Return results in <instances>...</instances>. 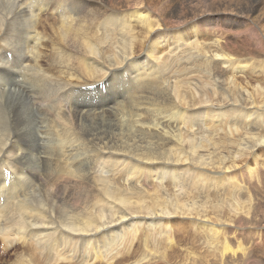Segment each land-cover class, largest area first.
Listing matches in <instances>:
<instances>
[{"label":"bare ground","instance_id":"bare-ground-1","mask_svg":"<svg viewBox=\"0 0 264 264\" xmlns=\"http://www.w3.org/2000/svg\"><path fill=\"white\" fill-rule=\"evenodd\" d=\"M45 16L61 33L55 106L120 79L141 132L95 140L69 109L60 147L102 161L70 198L35 188L25 158L44 156L7 103L22 63L38 65ZM16 33L35 52L0 51V264H264V0H0V47Z\"/></svg>","mask_w":264,"mask_h":264},{"label":"rangeland","instance_id":"rangeland-1","mask_svg":"<svg viewBox=\"0 0 264 264\" xmlns=\"http://www.w3.org/2000/svg\"><path fill=\"white\" fill-rule=\"evenodd\" d=\"M46 21H48V22H46ZM42 25L43 26L40 27V31L43 30L42 32H44V34H42L40 36L42 38V43H43L44 46L41 49L42 50L40 52L41 58H40V60L38 62V65H40V64L41 65L40 66L33 65V66H29L28 67V65H26L25 62H24V64L22 63V65H23V76L20 77L19 80H21L20 89H23V90H21L22 92H19V91L15 90L14 95H11V97L9 96L10 99L8 98L7 103H9L10 106H12V105L14 106L13 107V109L15 108L14 112H16L17 109H19L18 112H20V114L18 112L14 113V118L16 119V121H14V122L15 123L17 122L16 123V127L17 126H18V128L20 127L19 129H21L24 133L28 134L25 137V139L29 142V144H30V146L32 148H35V152L34 153L37 154V155L40 154L41 156H44V159H42V160H40L36 156H30V155L25 158L26 166L29 167L30 169H32L33 172H37L40 175L39 177L41 179L36 183L35 188L36 189L38 188L39 190H42V188H43V191L46 188L47 189V193L49 195L50 194H52V195H54V194L55 195H59L60 194V196H64L65 198H70L71 195H75V196L81 195V194L85 195L84 194V193H86V191H84L85 189H82L83 191L81 192L80 191L81 188L78 187L77 184L74 185V183H75L74 181L79 180V182H80L81 180H83V182L87 181V182L90 183V180H93L94 179V175H96L98 173V170H100V167L102 165H100L99 163L100 162L102 163V161L100 160V157H99L97 159L98 161L96 160V162L94 163V161H92L90 158H88L89 154H87V155H85V154L81 155L80 154V155L76 156V154L78 152H80V153L83 152V151H79L76 147H74L75 149L73 147H67V148H64V149L62 147H60V143L57 140L56 134L62 133L65 130L66 126H68V120L65 117H67L69 115V113H70L69 109L71 110L75 106H77L78 108H82L83 110L85 108L86 112L81 115V116H84L83 121L80 122V123H77L76 126L75 125L74 126H75V128H77V126L79 125L78 126L79 129H80V126H83L84 127L83 128L84 131L87 134L93 135L95 137V140H98L99 138H104V139L106 138L107 139L109 137H110L109 139L111 140V139H114V137H117L120 133L128 134L129 131L132 132L131 128H133L135 130L136 134H138V136H140L141 135L140 130H138V128H136V126L134 127V125L132 123V118L133 119L136 118V117L133 116L136 112H135V107H133V105H132V103H133V101H135V99H132L128 95V90L125 87L126 85H123L122 84V80L120 81V79H118L115 82H113V84L111 86H108V88L107 87L101 88L99 86H94V88L92 87L91 90L90 89L86 90L87 93H86V91L85 92L82 91L78 96H76V97L70 96L67 100L62 101L63 105L58 103L57 104L58 107L55 106V101L57 102L59 99L63 98L62 96H63V94L65 92V91H63L64 89L63 90L62 89L61 90L60 89L57 90V85H58L57 80H58L59 72L55 71V70L57 69L56 64L59 62L60 58L57 60V57H59V55L57 54L55 49H53L55 43L60 42L61 33L58 30V27H59L58 21L56 19H53L52 17L45 16V19L42 21ZM16 35H17V33H16ZM18 38H19L18 35L17 36H13V40L12 39L8 40L9 43H10L8 46H7L6 43H3V46L0 47V51H2V53H4L6 57L13 59V61L15 63H16V61L20 60L21 54L23 53V51L24 52L27 51V52H30V53L35 52V48H34L35 40L34 39L28 44V47H27L28 49H27L26 46H25L26 44H25L23 38H22L23 44L20 41H18L19 40ZM48 38H50L51 40H53L54 38L55 39L53 41H51ZM43 39H45V40H43ZM46 39H48V40H46ZM13 41H14V43H13ZM48 44H49V46L51 48L48 46ZM10 45H11V47H10ZM14 46H15V48H14ZM18 46L20 47V49H17ZM30 46H31V48H29ZM47 46L49 47V49H48ZM9 49H11L12 51L9 50ZM18 53H20V54L18 55ZM52 55H56V56H52ZM42 58H44V59H42ZM54 58H56V59H54ZM52 63H54V64H52ZM38 67H40V68H38ZM24 68H25V70H24ZM41 72H42V75H41ZM27 75H29V76H27ZM131 75L132 76L134 75V74H132V69L129 70V72L127 74L128 77L126 76V79H129L131 77ZM24 79H26V80H24ZM37 80H39V81L41 80L40 81L41 83L39 81H37ZM52 82L54 84H52ZM33 84H34V86H33ZM24 90L26 91L25 95H24V93H25ZM37 90H39V91H37ZM41 90H43V91H41ZM150 90L154 93L153 95L151 94L152 92ZM49 91L51 92V94L48 93ZM16 92H17L18 95L16 94ZM43 92L45 94H47L48 96H50V100H46L45 95H44ZM114 92H117V94L114 95ZM148 92H149V94H147V95L150 98H152V99L153 98L157 99L156 101H158L159 99H162V97H163V95H162L161 91L158 89V87L151 88V89L148 90ZM36 93H38V94H36ZM52 93H54V94H52ZM145 93L146 92H144V94ZM157 93L160 95V97L158 96ZM16 95H17V97H16ZM13 96L15 98H17V99H15ZM157 96H158V98H157ZM42 97L46 100L45 102L43 101ZM80 97H81V99H79ZM18 99H20L21 101L18 100ZM119 99H120V101H122V104H121L120 107H118V103H117V102H120ZM49 101L51 103H49ZM24 102H25V104L26 103L29 104V108L28 109H24L25 108L24 107V105H25ZM53 103H54V105H53ZM70 105H71V107H70ZM111 105H114V106L111 107ZM96 106H98V107H96ZM99 107H100V110H99ZM31 108H32V110H31ZM48 108H50V109H48ZM103 108H105V109H103ZM151 109H152V107H151ZM87 110H88V112H87ZM37 111L40 112V113H38ZM71 113H72V110H71ZM148 113H150V116H148V118L149 117L153 118L152 115H153L154 112L149 109ZM18 115H19V117H18ZM38 116H40V117H38ZM33 121H34V126L35 127L33 126ZM18 123H20V124H18ZM124 123H126V124H124ZM36 124L37 125L39 124V125L37 126ZM40 124H41V126H40ZM60 124L63 125V126H61ZM106 124H107V126H105ZM116 125H117V128H116ZM33 127H34L35 130L33 129ZM50 127H52V129ZM50 131H52V132H50ZM30 132H31V134H30ZM37 132L39 134H41V135H39L40 136L39 139H37L38 138V136H37L38 133ZM50 133L51 134L53 133V134L51 135ZM109 133H111V134H109ZM54 140H56V141H54ZM56 142H58V143H56ZM35 143H37V144L34 145ZM23 146L25 147V145H23ZM51 147H52V149H51ZM37 148H38V150H37ZM120 159H121V161L123 163L119 162L118 164H120V165H118V167H117V165L115 163V166H114L113 169L116 170V171L119 170V169H125V168L129 167V166H126L124 164V161L122 160V157L118 158L119 161H120ZM92 164H93V166H92ZM28 165H30V166H28ZM117 168H119V169H117ZM37 169H38V171H37ZM78 169H80L79 172L77 171ZM113 169H112V172H114ZM5 170H7V168ZM69 170H73V172L77 171L79 174H77V172H76L73 175L72 173L69 172ZM81 172H82V174H81ZM100 173H102V172L99 171L98 174H100ZM50 186H51V189H50ZM72 197H74V196H72ZM179 244H181V243H179ZM2 247L3 246L0 243V253L2 252ZM176 248H177V250L180 249L178 247H176ZM179 252H181V251H179ZM262 257L264 258V255H262ZM2 258H4V257H2ZM15 258H16V255L14 254L10 258L5 257L4 260H5V263L7 264L8 262H11V261L15 260ZM171 263L172 264H174V263L177 264L178 263V259H173V262L171 261ZM252 263H253V260L252 261L250 260V262H248V264H252ZM206 264H211V263H206ZM253 264H255V263H253Z\"/></svg>","mask_w":264,"mask_h":264}]
</instances>
